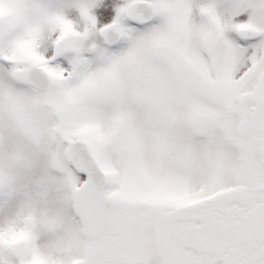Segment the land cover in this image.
Masks as SVG:
<instances>
[{"label":"snow or ice","instance_id":"6c2138e0","mask_svg":"<svg viewBox=\"0 0 264 264\" xmlns=\"http://www.w3.org/2000/svg\"><path fill=\"white\" fill-rule=\"evenodd\" d=\"M109 6L0 0V264H264V0Z\"/></svg>","mask_w":264,"mask_h":264},{"label":"rangeland","instance_id":"374dc122","mask_svg":"<svg viewBox=\"0 0 264 264\" xmlns=\"http://www.w3.org/2000/svg\"><path fill=\"white\" fill-rule=\"evenodd\" d=\"M51 2L53 4H56L59 2V0H51ZM124 0H120L119 2H112L111 0H109V14L107 16V18L105 19H101L99 16H97V20H98V27L99 26H103V24L105 23H110L111 19L115 16V9L119 6H121L123 4ZM96 9L93 10L94 14H96ZM126 46V45H124Z\"/></svg>","mask_w":264,"mask_h":264},{"label":"bare ground","instance_id":"6f19581e","mask_svg":"<svg viewBox=\"0 0 264 264\" xmlns=\"http://www.w3.org/2000/svg\"><path fill=\"white\" fill-rule=\"evenodd\" d=\"M111 1H112V2H116V3H117V2H119L120 0H111Z\"/></svg>","mask_w":264,"mask_h":264}]
</instances>
